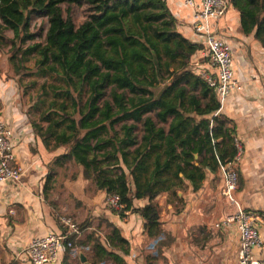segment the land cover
Segmentation results:
<instances>
[{"label": "trees", "instance_id": "obj_1", "mask_svg": "<svg viewBox=\"0 0 264 264\" xmlns=\"http://www.w3.org/2000/svg\"><path fill=\"white\" fill-rule=\"evenodd\" d=\"M63 4H85L88 16L75 26ZM230 4L241 32L264 46V0ZM32 16L47 20L42 42L29 32ZM4 30L19 43L18 64L32 59L45 79L36 135L49 150L66 149L58 161L73 160L97 189L116 194L118 215L146 199L137 212L148 236L159 227L158 195L184 182L196 190L207 170L234 158V130L189 66L204 47L177 31L166 0H0V44ZM110 229L109 245L125 254L127 242Z\"/></svg>", "mask_w": 264, "mask_h": 264}, {"label": "crops", "instance_id": "obj_2", "mask_svg": "<svg viewBox=\"0 0 264 264\" xmlns=\"http://www.w3.org/2000/svg\"><path fill=\"white\" fill-rule=\"evenodd\" d=\"M166 5L177 31L203 48V38L191 29V9L177 0H166ZM213 24L216 35L231 47L237 85L218 110L242 147L233 195L242 208L259 217L255 224L263 245L253 257L264 261V46L254 32H241L230 0H225L223 15ZM189 66L200 76L215 73L204 48L192 56ZM0 120L11 128L14 160L22 169L17 183L0 184V264H30L25 254L29 242L63 233L62 217L76 224L74 243L83 251L63 252L50 264H238L239 234L234 225H221L233 208L222 195L218 170H207L196 190L184 182L174 194L158 195L159 227L148 236L137 212L148 201L133 199L136 211L122 216L113 212L105 200L107 193L97 189L80 166L73 160H57L64 148L44 146L17 99L13 81L1 75ZM71 164L76 170L66 168ZM110 226L127 242L125 254L109 245ZM94 241L113 257L94 250Z\"/></svg>", "mask_w": 264, "mask_h": 264}, {"label": "built area", "instance_id": "obj_3", "mask_svg": "<svg viewBox=\"0 0 264 264\" xmlns=\"http://www.w3.org/2000/svg\"><path fill=\"white\" fill-rule=\"evenodd\" d=\"M177 1L192 11L191 29L196 35L203 38L205 57L215 69L214 75L202 74L201 77L221 106L230 93L237 88L232 67L231 47L226 40L216 35L213 28V22L223 15L225 0ZM217 114L219 113L217 112ZM233 144L236 153L232 161L218 166L223 184L222 195L233 208V212L222 220L221 225H234L239 234L238 264H264V261H258L253 257L254 250L260 249L263 245L255 224L259 217L242 208L233 195L238 186L237 165L242 156L240 142L234 138ZM21 174L22 169L14 160L11 128L0 120V184L17 183ZM105 200L113 212H117L122 207L116 194H107ZM60 222L66 228L63 233H50L45 237L35 238L29 242L25 248V254L30 264L55 263L63 252L77 254L83 251L80 246L74 243L73 235L78 232L76 224L65 217H62Z\"/></svg>", "mask_w": 264, "mask_h": 264}, {"label": "rangeland", "instance_id": "obj_4", "mask_svg": "<svg viewBox=\"0 0 264 264\" xmlns=\"http://www.w3.org/2000/svg\"><path fill=\"white\" fill-rule=\"evenodd\" d=\"M61 11L63 18L70 17L75 26L80 25L88 16V6L85 4L70 6L63 4L61 5ZM46 28L47 20L44 17L32 16L30 18L29 32L35 34L34 42L43 41ZM2 36L4 39L0 44V75L13 81L19 103L28 113L30 120H37L39 111L47 107L46 104L40 103L44 99L40 94L41 85L45 79L37 75L32 59L18 64L19 55H16V57L13 55L19 43L16 42V47H12L10 42L13 37L12 32L4 30ZM64 150L66 151V149ZM66 168L76 170L73 164L67 165Z\"/></svg>", "mask_w": 264, "mask_h": 264}]
</instances>
